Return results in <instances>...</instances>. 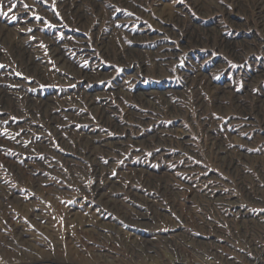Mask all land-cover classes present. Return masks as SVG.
I'll return each instance as SVG.
<instances>
[{"label":"rangeland","instance_id":"374dc122","mask_svg":"<svg viewBox=\"0 0 264 264\" xmlns=\"http://www.w3.org/2000/svg\"><path fill=\"white\" fill-rule=\"evenodd\" d=\"M207 2L0 0V264H264V33Z\"/></svg>","mask_w":264,"mask_h":264},{"label":"bare ground","instance_id":"6f19581e","mask_svg":"<svg viewBox=\"0 0 264 264\" xmlns=\"http://www.w3.org/2000/svg\"><path fill=\"white\" fill-rule=\"evenodd\" d=\"M192 1V3L194 4V7L196 8V9H198V10H203L204 9V7L206 6H208V5H211L209 2H207V0H191ZM230 1V3H232L233 5H234V7L236 8V11L237 12H241L242 14L243 13H246V14H248L249 12V10H251L252 9V11H254V13H255V18H256V20H257V22H258V26H260L261 27V29H262V32L264 33V0H253V3L250 5L251 7V9H245V7L243 6V4H245V6H246V1H243V2H241L242 0H229ZM241 2V3H240ZM243 3V4H242ZM73 4V5H72ZM71 6L70 7H73V6H75V10L76 11H74L75 13H78V10H80V8H82V6H81V3H77L76 1L75 2H73V3H71L70 4ZM69 7V8H70ZM205 7V8H206ZM215 7V6H214ZM218 7V6H217ZM69 8H67L68 10H70ZM209 8V7H208ZM65 9H66V7H65ZM251 11V12H252ZM250 14V13H249ZM79 19H80V21L82 22V21H84V20H86V17H84V16H82V15H78L77 16ZM249 18V17H248ZM84 22H86V21H84ZM2 31H4V30H2ZM187 31V30H186ZM4 38V37H3ZM7 39V38H6ZM187 39L188 40H191V41H193V42H195V43H197V42H199V40H198V38L195 36V34L193 33V32H189V33H187ZM101 40L102 39H100L99 40V42H100V44H102V42H101ZM212 41V40H211ZM218 45L221 47V48H228V43H224L223 41L221 42V41H218ZM14 47V46H13ZM115 47V46H114ZM15 48H18L17 47V45H15ZM55 48V47H54ZM116 48V47H115ZM13 49V48H12ZM14 50V49H13ZM17 50V49H16ZM105 50H106V48H105ZM119 51V50H118ZM117 51V52H118ZM55 52V51H54ZM57 52H55V54H56ZM22 58L23 59H28V57H29V55L27 54V53H23V51H22ZM54 54V53H53ZM52 54V55H53ZM54 54V55H55ZM53 55V56H54ZM121 55V54H120ZM167 54L166 53H162V54H160L158 51H155L154 53H153V60L154 59H156L157 57L159 58V59H162L163 57H165ZM52 56V57H53ZM114 57V56H113ZM138 56H136V54L134 53V52H132V50H130V49H128L127 48V50H126V53H123L122 55H121V59L122 60H126V62L127 61H131L132 63H135L136 62V60H138ZM57 59H59V58H57ZM62 60V59H61ZM64 60V59H63ZM60 61V60H59ZM119 62V61H118ZM125 62V63H126ZM66 65V64H65ZM28 69H30V70H32V71H34V72H37L38 70V68H37V66H36V64L35 63H33V62H31V60L30 59H28V61H27V66H26ZM40 69V68H39ZM72 69V68H71ZM28 71V70H27ZM42 72V71H41ZM69 72V71H68ZM77 72V71H76ZM80 72V71H79ZM71 73H74V70H73V72H71ZM30 74H31V72H30ZM39 75V74H38ZM80 75V74H79ZM81 77V76H80ZM80 79V78H79ZM222 94H220L219 96L217 95V96H214L213 98H214V100L216 101V102H218V99H219V101H220V99H222ZM138 100H140L141 102H142V100L143 99H141V97H140V99H138ZM25 103V102H24ZM89 104H91L92 105V100L90 99V101H89ZM30 106V105H29ZM217 107L218 108H220V109H224L223 107H221V105L218 103V105H217ZM235 107H238V108H240V109H247L249 112L248 113H246L245 112V116H250L251 115V111H253V110H257V112L259 111H262V112H264V104H263V102L261 101L260 103H259V105H258V107H257V109H256V107H251V108H245L244 106H242V105H238V104H235ZM93 108V107H92ZM106 108V105L104 106V107H102L101 106V108H97V110H98V120L101 122V123H104V126H107L108 128H114V127H116V123L113 121V120H111V119H109L108 117H107V115L105 114V109ZM216 108V107H215ZM214 108V109H215ZM217 109V108H216ZM96 110V109H95ZM239 110V109H238ZM218 111V110H217ZM220 111V110H219ZM235 111H237V110H235ZM240 111V110H239ZM246 111V110H245ZM41 112V111H40ZM238 112V111H237ZM243 112V111H242ZM261 114H263V113H261ZM240 115V114H239ZM255 115H256V113H255ZM259 115H260V113H259ZM254 116V115H253ZM142 118V117H141ZM259 118H261V116L259 117ZM246 119V118H245ZM250 119V118H249ZM263 119H264V115H262V118H261V120L260 121H263ZM141 120V119H140ZM252 120V119H251ZM250 121V120H249ZM253 121V120H252ZM240 122V121H239ZM243 122V121H242ZM257 122V121H256ZM205 123V122H204ZM238 123V122H237ZM262 123V122H261ZM245 124V123H244ZM248 124V123H247ZM258 125V124H257ZM256 125V126H257ZM262 126V125H261ZM260 128V127H259ZM263 129V128H262ZM114 130H115V128H114ZM95 132V131H94ZM124 134H125V132H126V130H124V131H122ZM91 133H92V131H91ZM120 133V132H119ZM122 133V134H123ZM173 133V132H172ZM181 133V132H180ZM183 134V133H182ZM219 134H221V132L219 133ZM87 135V134H86ZM92 135V134H91ZM90 136V135H89ZM177 136V135H176ZM182 136V135H181ZM212 136V135H211ZM221 136V135H220ZM85 137V136H84ZM102 137V136H101ZM104 137V136H103ZM102 137V138H103ZM95 138V137H94ZM181 138V137H180ZM83 139V138H82ZM153 139H161V137H153ZM90 140V139H89ZM220 138H219V135H218V133H214V136H213V138L211 139V142H209V145H210V147H209V150L211 149L212 151L214 150V152H215V154H216V158H218L219 160H220V158L222 159V161H223V165H226V170L227 171H229V170H232L231 168H232V164H234V165H237V164H235L234 162H232V160L231 159H227V155L229 154V152L225 149V148H223V146L221 147L220 146ZM182 141H184V140H182ZM186 142H187V140H186ZM84 143V142H83ZM87 141H85V145H87ZM181 143V142H180ZM185 143V142H184ZM91 144V143H90ZM186 144H188V143H186ZM226 144V143H225ZM82 145V144H81ZM108 145V144H107ZM115 146V145H114ZM189 146V145H188ZM228 146V145H227ZM95 147H96V145H95ZM229 148H231V147H229ZM96 149V148H95ZM106 149V148H105ZM184 149V148H183ZM187 149V148H186ZM191 149V148H190ZM235 149V148H234ZM185 150V149H184ZM232 150V149H231ZM240 151V150H239ZM211 151H209V153H210ZM213 152V153H214ZM234 152V151H233ZM93 153H95V152H93ZM234 153H237V152H234ZM92 154V153H91ZM102 154H103V152H102ZM90 155V154H89ZM94 155V154H93ZM108 155V154H107ZM243 155V154H242ZM193 156V155H192ZM204 156V155H203ZM252 156V155H251ZM200 157V156H199ZM232 157V156H231ZM237 157V156H236ZM108 158V157H107ZM213 158V157H212ZM229 158H230V156H229ZM235 158V157H234ZM237 158H239V156L237 157ZM247 158V157H246ZM226 159H227V161H226ZM233 159V158H232ZM248 159V158H247ZM96 160V159H95ZM216 161V160H215ZM240 161V160H239ZM263 161V160H262ZM246 162V161H245ZM93 163V162H92ZM183 163V162H182ZM217 163V162H216ZM250 163V162H249ZM254 163V162H253ZM256 164V163H255ZM255 164L253 165V166H255ZM183 165V164H182ZM184 165H186V164H184ZM188 165V164H187ZM221 165V164H220ZM94 166V165H93ZM259 166V165H258ZM69 167H71V166H69ZM68 167V168H69ZM95 167V166H94ZM98 167V166H97ZM102 167V166H101ZM189 167V166H188ZM234 167V166H233ZM257 167V166H256ZM260 167V166H259ZM67 168V167H66ZM192 168V167H191ZM190 168V169H191ZM194 168H195V166H194ZM193 168V169H194ZM255 168V167H254ZM258 168V167H257ZM181 169H184V167H181ZM188 169V168H187ZM200 169V168H199ZM263 169V168H262ZM87 170H88V168H87ZM255 170V169H254ZM97 171V170H96ZM100 171V170H99ZM104 171V170H103ZM203 171V170H202ZM105 172H106V170H105ZM136 172V171H135ZM193 172H195V171H193ZM205 172V171H204ZM108 173V172H107ZM126 173V172H125ZM231 173V172H230ZM229 173V174H230ZM97 174V173H96ZM103 174V173H102ZM199 174V173H198ZM98 175H100L99 173H98ZM195 175V174H194ZM246 176V175H245ZM197 177H198V175H197ZM244 177V176H243ZM202 178V177H201ZM238 178V177H237ZM233 180V179H232ZM232 182V181H231ZM237 182V181H236ZM239 182V181H238ZM235 183V182H234ZM241 184V183H240ZM100 185V184H99ZM225 185V184H224ZM228 185V184H227ZM243 185V184H242ZM229 186V185H228ZM231 186V185H230ZM235 186V185H234ZM231 187H233V185L231 186ZM208 188V187H207ZM258 188H259V186H258ZM218 189V188H217ZM241 189V188H240ZM167 190V189H166ZM95 191H97V190H95ZM111 191V190H110ZM260 191V190H259ZM250 192V191H249ZM255 192V191H254ZM263 192V191H262ZM251 194V193H250ZM256 194H258V192L256 193ZM260 195H261V192H260ZM91 196V195H90ZM95 195H93V197H94ZM97 196V195H96ZM264 197V196H263ZM95 198V197H94ZM101 198V197H100ZM105 198V197H104ZM106 198H108V197H106ZM230 198V197H229ZM241 198V197H240ZM110 199V198H109ZM245 199V198H244ZM99 200V199H98ZM104 200V199H103ZM262 200V199H261ZM264 200V199H263ZM262 200V201H263ZM259 201V200H258ZM101 203V202H100ZM260 203V202H259ZM107 205V204H106ZM261 206V205H260ZM232 213V212H231ZM28 215V214H27ZM36 217V216H35ZM136 218V217H135ZM31 219H33V218H31ZM16 224V223H15ZM18 224V223H17ZM19 227V226H18ZM20 228V227H19ZM17 231V230H16ZM21 231V230H20ZM25 231V230H24ZM23 232V231H22ZM17 234V233H16ZM19 234V233H18ZM22 234H24V233H22ZM21 234V235H22ZM27 234V233H26ZM30 233H28V235H29ZM21 235H19V236H21ZM30 236V235H29ZM23 239V238H22ZM24 240V239H23ZM23 240H21V241H23ZM26 240V239H25ZM27 243V242H26ZM29 243V242H28ZM260 253H262L263 255H264V249H263V252H260ZM47 264H50V263H47Z\"/></svg>","mask_w":264,"mask_h":264},{"label":"built area","instance_id":"2783aa9c","mask_svg":"<svg viewBox=\"0 0 264 264\" xmlns=\"http://www.w3.org/2000/svg\"><path fill=\"white\" fill-rule=\"evenodd\" d=\"M172 264H188V263L183 258H178Z\"/></svg>","mask_w":264,"mask_h":264}]
</instances>
